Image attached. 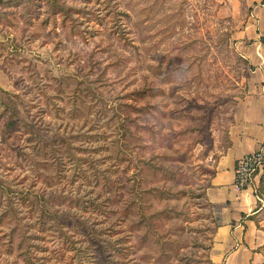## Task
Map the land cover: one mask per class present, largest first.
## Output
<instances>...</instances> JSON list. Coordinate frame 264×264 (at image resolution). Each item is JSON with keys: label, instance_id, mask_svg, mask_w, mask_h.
<instances>
[{"label": "rangeland", "instance_id": "obj_1", "mask_svg": "<svg viewBox=\"0 0 264 264\" xmlns=\"http://www.w3.org/2000/svg\"><path fill=\"white\" fill-rule=\"evenodd\" d=\"M249 24L242 0H3L0 264H213ZM252 189L264 231V169Z\"/></svg>", "mask_w": 264, "mask_h": 264}, {"label": "crops", "instance_id": "obj_2", "mask_svg": "<svg viewBox=\"0 0 264 264\" xmlns=\"http://www.w3.org/2000/svg\"><path fill=\"white\" fill-rule=\"evenodd\" d=\"M242 6L249 10L255 24L235 36L239 44L252 41L244 47V53L254 71L248 79V94L234 107L229 146L216 162L205 191L219 218L209 254L213 264H260L264 260L260 249L264 246V231L248 219L257 208L253 189L238 190L234 186L236 162L254 151L264 153V0H242ZM252 48L255 55L248 52ZM1 80L0 71V83Z\"/></svg>", "mask_w": 264, "mask_h": 264}, {"label": "built area", "instance_id": "obj_3", "mask_svg": "<svg viewBox=\"0 0 264 264\" xmlns=\"http://www.w3.org/2000/svg\"><path fill=\"white\" fill-rule=\"evenodd\" d=\"M264 169V153L262 150L248 153L241 157L235 165L234 186L238 190L252 187L258 173Z\"/></svg>", "mask_w": 264, "mask_h": 264}, {"label": "trees", "instance_id": "obj_4", "mask_svg": "<svg viewBox=\"0 0 264 264\" xmlns=\"http://www.w3.org/2000/svg\"><path fill=\"white\" fill-rule=\"evenodd\" d=\"M1 2H3V0H0V3H1ZM213 174H214V173H213ZM130 205H131V203L128 204V208L130 207ZM45 214H46L45 210H44V209H41V213H40V215H39V221L42 222V223L40 222L42 225H43V218L46 216ZM129 215H130V213L127 214V216H129ZM248 219H250V220H254V219L252 218V216H249ZM24 261L27 262L26 260H24ZM72 263H73V262L70 261V262L67 263V264H72Z\"/></svg>", "mask_w": 264, "mask_h": 264}]
</instances>
